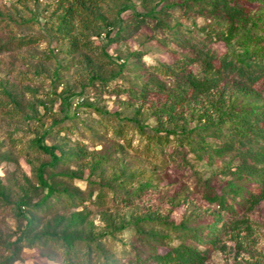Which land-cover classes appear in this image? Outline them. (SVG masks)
<instances>
[{"label": "rangeland", "instance_id": "1", "mask_svg": "<svg viewBox=\"0 0 264 264\" xmlns=\"http://www.w3.org/2000/svg\"><path fill=\"white\" fill-rule=\"evenodd\" d=\"M164 1L143 9L140 0H109L98 26L87 31L92 50L69 56L72 41L54 35L56 18L62 13L56 0H0V19H15L10 35L40 37L35 45L0 55V264H61L62 248L49 241L51 237L86 243L84 264L119 259L136 264L137 256L148 254L138 235L168 234V245H177L180 239L164 225L199 232L217 210L203 200L196 184L208 182L218 189L230 176L214 174L216 167L196 161L191 154L186 157L190 166L181 164L170 154L176 146L172 141L166 147L167 165L164 155L137 150L145 141L136 128L173 130L168 123L160 128L153 115L165 95L149 93L138 102L122 92L147 79L146 71H139L140 76L133 73V53L141 52L143 65L172 61L165 47L149 40V26L124 42H114L133 16L160 18ZM174 13L171 25L177 22L198 39L205 35L194 28L208 33L209 20L180 17L179 10ZM30 19V24L22 22ZM211 46L226 51L222 42L212 41ZM191 69L196 75L198 68ZM158 79L167 87L173 84ZM101 80L108 82V88L100 87ZM183 110L186 131L206 124L195 103ZM122 123L125 137L117 139L112 131ZM175 129L181 135L182 128ZM40 137L59 158L57 163L36 150ZM78 151H84L85 157ZM241 187L244 196L262 197L243 207L234 229L220 236V248L211 252L206 264H264V188L253 181ZM99 193L105 197L103 206L97 204ZM126 198L132 201L130 206L123 204ZM239 201L234 204L241 207ZM157 251L164 254L167 248Z\"/></svg>", "mask_w": 264, "mask_h": 264}, {"label": "trees", "instance_id": "2", "mask_svg": "<svg viewBox=\"0 0 264 264\" xmlns=\"http://www.w3.org/2000/svg\"><path fill=\"white\" fill-rule=\"evenodd\" d=\"M56 1L57 8L62 9L53 27L57 40L72 41L67 50L69 56L78 54L80 50L90 52L92 47L89 45L87 31L98 26L101 9L109 0ZM140 1L143 9H147L156 0ZM164 3L165 6L158 13L160 18L156 21L147 15L133 16L114 40L124 42L134 37L143 26H149L152 30L149 40L165 47L172 59L170 63L143 65L141 52L131 55V60L135 62L132 65L133 73L140 76L139 71H146L147 79L139 83L138 88L129 87L122 92L138 102L145 101L149 93L165 95L163 103L153 110V115L160 128L166 123L173 127L172 131L163 128L162 131L150 132L136 128L135 132L145 141L143 148L137 150L139 153L156 152L164 155V164L167 165L166 147L172 141L176 146L170 154H175L181 164L190 166L186 157L191 154L196 161H204L208 167H216L214 174L230 176L231 179L218 189L208 182L200 181L196 184L199 191H202L203 200L217 208L207 219L204 229L196 232L166 226L158 221V225H164V230L180 239L179 243L168 245L171 241L168 234L138 235L148 254L144 258L137 256L135 263L206 264L211 252L220 248V236L234 229V220L241 215L243 207L256 203L262 197L252 193L244 196L241 184L253 181L264 188V0H165ZM175 10L181 11L180 17L209 20L206 25L209 28L207 34L205 28L193 29L205 37L198 39L194 31L182 28L177 22L171 25L176 17ZM30 21L22 22L30 24ZM13 25L15 19H0V55L35 45L40 40L35 35L14 38L10 35L14 31ZM1 36L8 40L3 42ZM81 39L85 41L80 42ZM212 41L224 43L226 51L218 52L211 46ZM193 67L198 68L196 75L192 72ZM158 78L171 80L173 84L167 87ZM100 83L103 84L101 88H108V82L101 80ZM190 102L199 107V117L206 124L186 131L183 108L189 106ZM202 108L205 111L200 113ZM125 121L133 122L131 119ZM179 127L182 128L181 135H176L178 131L175 128ZM112 132L115 138L123 139L125 124L113 128ZM170 136L177 139H170ZM205 139L214 143H206ZM127 145L133 148L132 141L129 140ZM35 147L38 152L49 155L53 164L59 161L42 137L37 140ZM76 154L85 157L84 151ZM225 158L227 162H221ZM104 198L99 193L97 204L105 205ZM237 200H240L241 207L234 204ZM122 202L127 206L132 203L129 198ZM49 241L61 246V264H84L83 257L88 260L89 249L86 243L80 244V241L73 242L70 238L59 237H51ZM47 243L45 239L43 244ZM158 247L167 248L166 253H158ZM113 262L110 263L131 264L130 261L122 262L120 259Z\"/></svg>", "mask_w": 264, "mask_h": 264}]
</instances>
